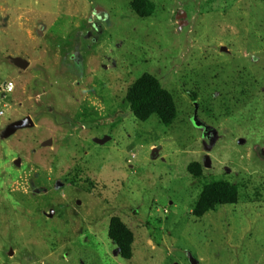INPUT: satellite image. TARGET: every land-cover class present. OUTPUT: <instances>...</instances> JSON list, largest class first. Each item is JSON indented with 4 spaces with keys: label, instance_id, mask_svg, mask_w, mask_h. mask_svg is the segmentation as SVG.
<instances>
[{
    "label": "rangeland",
    "instance_id": "rangeland-1",
    "mask_svg": "<svg viewBox=\"0 0 264 264\" xmlns=\"http://www.w3.org/2000/svg\"><path fill=\"white\" fill-rule=\"evenodd\" d=\"M132 1L0 0V264H264V0H148L147 18ZM143 73L172 95L169 127L129 110ZM216 180L237 203L196 219Z\"/></svg>",
    "mask_w": 264,
    "mask_h": 264
},
{
    "label": "trees",
    "instance_id": "trees-1",
    "mask_svg": "<svg viewBox=\"0 0 264 264\" xmlns=\"http://www.w3.org/2000/svg\"><path fill=\"white\" fill-rule=\"evenodd\" d=\"M130 6L139 18H147L154 11L153 4L148 0H133ZM125 101L131 114L139 122H145L155 116L161 125L169 127L177 116L172 95L160 86L156 78L147 73H143L128 87ZM188 172L194 178H199L202 169L199 164L193 163L188 166ZM238 196L235 185L224 180L211 181L202 187L192 216L199 219L208 212H214L218 207L235 205ZM107 237L115 245L120 258L126 261L132 258L133 235L118 218L110 219Z\"/></svg>",
    "mask_w": 264,
    "mask_h": 264
},
{
    "label": "water",
    "instance_id": "water-1",
    "mask_svg": "<svg viewBox=\"0 0 264 264\" xmlns=\"http://www.w3.org/2000/svg\"><path fill=\"white\" fill-rule=\"evenodd\" d=\"M12 62H14V65L20 69H26L28 67V62L22 58H13ZM1 97H3V95ZM33 126H34V123L31 120V118L29 116H26L23 119L13 121L9 123L8 125H6L5 128L3 129V132L1 133V138L7 139L11 137L12 135H14L17 131H20L23 129H29V128H32ZM108 139H109L108 137H104L102 139H94V142L97 144H103ZM50 144L51 142L48 141V142H45L44 145H50ZM205 166H208V164H206ZM188 260L190 264L198 263L190 254L188 255Z\"/></svg>",
    "mask_w": 264,
    "mask_h": 264
},
{
    "label": "built area",
    "instance_id": "built-area-1",
    "mask_svg": "<svg viewBox=\"0 0 264 264\" xmlns=\"http://www.w3.org/2000/svg\"><path fill=\"white\" fill-rule=\"evenodd\" d=\"M13 87L12 82H6L3 85H0V94L4 96L6 93H10L13 90Z\"/></svg>",
    "mask_w": 264,
    "mask_h": 264
},
{
    "label": "flooded vegetation",
    "instance_id": "flooded-vegetation-1",
    "mask_svg": "<svg viewBox=\"0 0 264 264\" xmlns=\"http://www.w3.org/2000/svg\"><path fill=\"white\" fill-rule=\"evenodd\" d=\"M24 118H25V117H24ZM21 119H23V118H21ZM18 120H20V119H18ZM33 123H34V122H33ZM23 130H24V129H23ZM48 141H50V142H51V140H48ZM48 141H47V142H48ZM50 145H51V144H50Z\"/></svg>",
    "mask_w": 264,
    "mask_h": 264
}]
</instances>
